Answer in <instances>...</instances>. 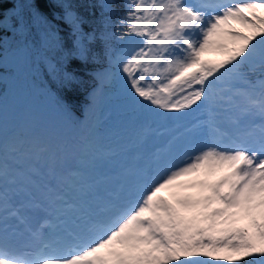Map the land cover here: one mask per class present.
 I'll use <instances>...</instances> for the list:
<instances>
[{
	"label": "snow or ice",
	"instance_id": "snow-or-ice-1",
	"mask_svg": "<svg viewBox=\"0 0 264 264\" xmlns=\"http://www.w3.org/2000/svg\"><path fill=\"white\" fill-rule=\"evenodd\" d=\"M9 2L4 10L0 0V63L10 33L25 63L39 57L47 66L66 111L96 72L90 66L103 64L92 79L119 84L133 104L176 114L170 119L201 108L206 116L181 143L174 137L151 154L135 199L112 198L82 212L77 227L53 233L37 219L48 205L9 191L4 155L30 148L0 131V264H208L197 256L264 264V0ZM210 50L226 56L203 59ZM147 145L145 136L139 147ZM224 166L230 171L216 182L182 180ZM192 188L199 191L182 194ZM56 201L71 206L63 196Z\"/></svg>",
	"mask_w": 264,
	"mask_h": 264
},
{
	"label": "rangeland",
	"instance_id": "rangeland-1",
	"mask_svg": "<svg viewBox=\"0 0 264 264\" xmlns=\"http://www.w3.org/2000/svg\"><path fill=\"white\" fill-rule=\"evenodd\" d=\"M264 15V11L260 12ZM231 27L235 31L250 34L251 30L246 26L231 21ZM231 45V37L224 38ZM226 53L223 51H206L202 58L212 62L224 59ZM21 56L8 54L5 62L17 64ZM104 68V67H103ZM103 68L97 71H103ZM90 102L85 108V115L74 117L78 119V125L65 130V122H69L70 117L64 118V113L55 109L48 118L50 134L52 135L46 142L44 136L39 137L37 147L36 141H26V146L30 148V153L26 151L6 152L4 159L8 165L7 185L21 183L23 187H35L44 194L58 196L61 188L70 192L81 194L82 189L88 186L96 187L99 191L103 186H114L121 183V180L132 176H138L145 172L148 162L144 161L146 156H151L170 138L175 131L173 123L181 120L178 126L182 128L188 121V117L193 116V112L180 116L179 119H170L172 113L157 115L145 108L133 104L126 95L122 86L116 83L106 84L100 80L95 91L90 96ZM235 111V110H233ZM0 115L2 112L0 111ZM73 120V119H72ZM201 123V122H200ZM227 126V116L225 118ZM170 126V127H169ZM10 125L0 122V131L7 139L13 131ZM77 132L71 135L70 132ZM13 133V132H12ZM182 133L175 135L180 137L175 141L179 144L183 141ZM147 136L148 145L146 149L139 147L141 140ZM158 136L159 139H155ZM16 138H19L16 134ZM42 147L47 148L44 153L40 152ZM55 168V174L52 169ZM230 169L227 166L212 170L210 175L194 174L183 177V181L193 179H206L209 183L220 180ZM93 179V180H92ZM84 180L87 184H81ZM89 182V183H88ZM92 184V185H91ZM84 191V193L86 192ZM195 195L199 189H184L182 194ZM170 195L169 190H162L158 195ZM242 223H247L243 221ZM206 240V238H205ZM207 242V240H206ZM218 254H228L226 250ZM193 259L205 260L213 264H228L226 261H215L211 257L197 256Z\"/></svg>",
	"mask_w": 264,
	"mask_h": 264
},
{
	"label": "trees",
	"instance_id": "trees-1",
	"mask_svg": "<svg viewBox=\"0 0 264 264\" xmlns=\"http://www.w3.org/2000/svg\"><path fill=\"white\" fill-rule=\"evenodd\" d=\"M10 7L11 3L9 0H4L2 8L7 10ZM8 36L9 40L4 45V50L18 54L13 50L11 34L8 33ZM105 66L101 64L90 67L98 70ZM21 69L26 70L24 76H21ZM46 71L47 66L42 64L39 57H36L34 62L29 61L25 63L21 59L17 65H0V111L4 114L3 118L8 119L10 115L6 103L9 89H16L19 93L16 99L17 112L12 116L13 119L11 121L14 130L8 138V141L14 140L16 134H18L19 138L22 137L21 129L24 119L29 122L33 141H39V137L42 136L47 137L48 116L52 107L68 113V115L73 112L81 116L85 115V105L90 102L88 93L99 82V80L94 81L92 79V76H95L96 73L93 72L90 76L85 77V84L72 95L71 98L74 101V106L69 112L61 105L58 89L52 85L51 77L45 75ZM44 91H49L50 94H45ZM208 264L213 263L208 262Z\"/></svg>",
	"mask_w": 264,
	"mask_h": 264
},
{
	"label": "bare ground",
	"instance_id": "bare-ground-1",
	"mask_svg": "<svg viewBox=\"0 0 264 264\" xmlns=\"http://www.w3.org/2000/svg\"><path fill=\"white\" fill-rule=\"evenodd\" d=\"M182 129H184V128H182ZM182 129H180V130H182ZM180 130L178 131V132H180ZM177 132V133H178ZM155 139H159V137L158 136H156L155 137ZM169 141H172L171 139H169V140H167L166 141V143L167 142H169ZM166 143H165V145H166ZM162 148H163V146H162ZM150 161H151V156L148 158ZM143 180V179H142ZM191 195H193L194 194V192H189ZM124 192H122V196H120V195H118L117 193H114V196L112 197V198H115V197H119L120 198V202L122 203L123 201H122V198H125V196H124ZM163 197H165V198H168L169 197V195H167V194H165V195H162ZM69 202V204H73V201L72 200H70V201H68Z\"/></svg>",
	"mask_w": 264,
	"mask_h": 264
}]
</instances>
